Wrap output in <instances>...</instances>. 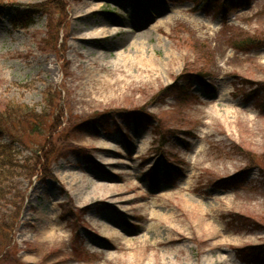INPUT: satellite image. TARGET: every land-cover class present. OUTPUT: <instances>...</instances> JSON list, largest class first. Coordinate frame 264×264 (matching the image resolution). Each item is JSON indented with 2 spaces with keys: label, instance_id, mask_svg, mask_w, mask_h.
Listing matches in <instances>:
<instances>
[{
  "label": "rangeland",
  "instance_id": "1",
  "mask_svg": "<svg viewBox=\"0 0 264 264\" xmlns=\"http://www.w3.org/2000/svg\"><path fill=\"white\" fill-rule=\"evenodd\" d=\"M55 1L0 0L2 121L34 109L47 125L31 139L53 151L50 172L15 179L23 201L0 264H264L248 249L264 250V0ZM42 2L13 24L15 6ZM75 18L77 35L105 19L119 32L103 48L78 42ZM249 36L260 42L232 46ZM128 45L153 67L174 57L112 89L89 79L119 76ZM88 50L100 59L80 78Z\"/></svg>",
  "mask_w": 264,
  "mask_h": 264
},
{
  "label": "trees",
  "instance_id": "2",
  "mask_svg": "<svg viewBox=\"0 0 264 264\" xmlns=\"http://www.w3.org/2000/svg\"><path fill=\"white\" fill-rule=\"evenodd\" d=\"M197 1L201 6L209 2V0ZM55 2V0H50L48 4H55ZM48 4L42 2L31 6H15V9H13L15 11L13 24L23 27L28 26L32 23L33 15L45 10ZM55 6L59 7L56 4ZM256 42H260V40L249 36L247 38L243 37L241 40H233L232 46L249 49ZM167 90L166 92H168ZM256 104L259 107H263L264 98H257ZM11 112L19 113V110L12 108ZM27 113H29L26 116L27 124H23L20 119L17 120L16 124H10L2 121L3 116L0 115V251L9 245L11 241L10 232L15 227L23 201L24 191L19 187L20 181H16V177L31 181V178L37 173H47L50 159L53 156L51 148L48 149V147L42 145V142H45L44 139L36 141L31 139L44 135L42 128L46 129L47 119L40 117L34 109ZM9 124L11 126H8ZM20 146L22 148L28 147V153L23 154L24 149ZM53 150L55 149L53 148ZM247 154L249 155L248 151ZM250 161L255 163L253 158ZM7 202L12 205L2 210L1 206ZM248 249L251 257H256L257 260L259 258L264 260L263 249L258 246H252Z\"/></svg>",
  "mask_w": 264,
  "mask_h": 264
},
{
  "label": "bare ground",
  "instance_id": "3",
  "mask_svg": "<svg viewBox=\"0 0 264 264\" xmlns=\"http://www.w3.org/2000/svg\"><path fill=\"white\" fill-rule=\"evenodd\" d=\"M83 3H86V2H83ZM92 3L95 4L96 2H92ZM82 6L83 5H81V7ZM74 9H76V8H74ZM95 9L96 8H90L88 10H85V11L79 13V17H82L84 15H88V14H93ZM77 19L78 18H75L73 21L70 34H71L72 39L73 40H79L78 42H84L86 44H91L92 46L96 45L97 47L103 48L105 46H108L109 43H102L100 41L105 40L106 39L105 37H113L114 35L118 34V32H119V30H118L119 29L118 28L119 22L118 21H110L109 19H105V20H100V22L94 24V26L90 25V26L84 27V28L89 29V32L85 33V35H77V33L81 32L83 29L79 26ZM129 30L130 29H126V31H129ZM67 31H66V34H67ZM65 35H64V37H65ZM112 43L113 44L117 43V45L119 43H121V45H123L124 41H122V42L117 41V42H112ZM72 44L73 43L70 44V47L72 46ZM71 48H72V51H74V52L76 51V45H73ZM133 49H135V46L128 45L127 47H124L121 52L117 53V58L120 60L122 57V59H123V62H121L120 64H118L115 67L116 70L118 71V73L120 74L119 76H116V77L107 76V77L101 78L100 76H96L97 74H90L89 79H91L92 82L94 81L95 83H98L99 87L105 86V87H108V89H112L113 87L119 86V84H121V83L125 82V84L127 85V84L133 82V80L127 81L128 77L132 74L133 71H136L138 73H141V72L145 73V72H148L151 70V73L153 76H158L159 72L162 71V69L165 66L170 65L172 63V60L174 57V55L166 54L162 57L160 63L156 67H153L148 63L147 59L143 55V52L139 53L138 55L133 54L135 56L134 59L126 57V55H128ZM77 52H78V50H77ZM83 54L86 57H88L89 60H88V63L86 65L85 64L79 65L78 68H80V70H79V73L77 76H81L80 78H82V77L85 78L88 75L87 72H88L89 68L92 67L93 65H96L95 64V63H97L96 60L100 59V56L92 55L93 52L91 50H88V52L79 53L78 55L84 56ZM143 59H145V62ZM70 63L71 62L65 57L61 60L60 66H61L64 74H68V71L72 72V70L70 69ZM129 78H136V77H129ZM130 85L134 86L135 83H132ZM97 90L100 91L99 89H96V91ZM108 148H110V147H108Z\"/></svg>",
  "mask_w": 264,
  "mask_h": 264
}]
</instances>
